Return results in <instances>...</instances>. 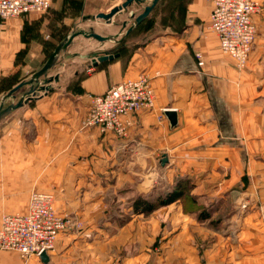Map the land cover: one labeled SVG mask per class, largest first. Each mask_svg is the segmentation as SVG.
<instances>
[{
	"label": "crops",
	"instance_id": "obj_1",
	"mask_svg": "<svg viewBox=\"0 0 264 264\" xmlns=\"http://www.w3.org/2000/svg\"><path fill=\"white\" fill-rule=\"evenodd\" d=\"M258 1V35L245 65L221 50L209 0H160L129 34L149 1L111 24L96 16L125 0H52L46 19L0 18L4 79L20 70L51 23H89L111 38L94 44L77 37L59 55L50 90L27 96L0 119V227L3 216L28 212L33 192L53 194L59 214L83 223L59 235L47 263L0 251V264H264V0ZM105 55L118 56L94 64ZM139 76L152 82L153 110L125 117L123 136L86 125L92 97ZM21 99L17 93L3 105L0 96V109ZM166 110L177 113L175 127ZM179 181L191 187L188 202L197 208L178 201L136 211L138 199L157 203Z\"/></svg>",
	"mask_w": 264,
	"mask_h": 264
},
{
	"label": "built area",
	"instance_id": "obj_2",
	"mask_svg": "<svg viewBox=\"0 0 264 264\" xmlns=\"http://www.w3.org/2000/svg\"><path fill=\"white\" fill-rule=\"evenodd\" d=\"M209 1L212 4L210 29L217 34L221 50L238 64L245 65L257 39L254 17L262 11L261 4L258 0ZM50 8L51 0H0V18L9 20L44 14ZM155 101V91L148 77L124 80L103 95L92 97L86 125L97 127L103 133L123 136V119L153 110ZM54 202L53 194L33 192L26 214L3 216L0 251H14L24 261L54 251L59 235L77 226L56 212Z\"/></svg>",
	"mask_w": 264,
	"mask_h": 264
},
{
	"label": "rangeland",
	"instance_id": "obj_3",
	"mask_svg": "<svg viewBox=\"0 0 264 264\" xmlns=\"http://www.w3.org/2000/svg\"><path fill=\"white\" fill-rule=\"evenodd\" d=\"M51 13H52V0H51V8H50V10H48L44 14H37V15L32 14L31 16H35L38 19L43 20V19L48 18L51 15ZM88 25H89V23H83L82 22L80 24V26L78 27L77 23H74V22H72V23H59L58 28H55V22H54V23H51L48 27L44 28V34L42 36L43 38L40 40V43H39V45H40L39 47L40 48L38 46L37 47L36 46H32L31 48H29L30 50H29V55L27 56V60L25 62H22V63L18 64L20 66V70L17 71L14 75L8 77L7 79H4L3 77H0V96H2V102L4 104H6V101H4L5 99H7V98H5L6 95H8L10 93V89H12L19 81H21V80L29 81L30 79H32V77L37 72H39L44 67V65L49 61L51 56L54 54L56 48L62 43L61 41H62V39L65 36L68 37V36L71 35V33L79 32V31L95 32V33H97L99 35L102 33V30H101L100 26L94 25L93 27H94L95 30L91 29L92 30L91 31L90 27ZM73 26H75V27H73ZM55 29H56V31H55ZM157 31H160V25L158 27L156 26V29L153 31V35L156 34ZM55 34H56V37H55ZM53 39L54 40L56 39V41H57L56 44L53 41ZM87 41L88 42L91 41V43H94V44L98 43V41L93 39V38H89V40H87ZM57 44H59V45H57ZM96 51H98V50H96ZM81 52L82 53H81L80 56L85 57V54H84L85 52L83 50ZM52 69L49 70L48 75L46 77H43V78L40 79L41 82H40V85H39V89L37 91L38 93L47 92V91H44L42 89V87L47 86V85L44 84L45 80L53 79V77L51 75ZM53 82L54 81H52L50 84L52 85ZM50 84H48V87H50ZM29 88H30V86H28V88L24 89L22 92L19 90V91H17L15 93V95L17 93L23 95L24 93H26L28 91ZM17 103H15V104H17ZM7 104L10 105L9 102H7ZM41 193H44V192H41ZM182 202H183L184 205H189L190 204L187 199L186 200H182ZM190 205L193 206L192 204H190ZM54 207H55V202H54ZM193 207H196V206H193ZM190 209H192V207ZM55 210H56V208H55ZM59 215L61 217H63L64 219H68L70 221L72 220V221H74L76 223L77 226L71 228L70 231L71 230L79 231L82 228V226H83L82 221H79V220L73 219V218H69V217H65V216H63L61 214H59ZM55 248H56V245H55Z\"/></svg>",
	"mask_w": 264,
	"mask_h": 264
},
{
	"label": "water",
	"instance_id": "obj_4",
	"mask_svg": "<svg viewBox=\"0 0 264 264\" xmlns=\"http://www.w3.org/2000/svg\"><path fill=\"white\" fill-rule=\"evenodd\" d=\"M147 1H149L150 4L147 5L144 8L143 13H141L135 19L134 23L131 25V27L127 31V34H129L130 32H132L135 28H137L140 24H142L150 16V14L155 9V7L158 5L160 0H125V2L122 5L114 7L110 11V13H108V14H104V13L98 14L96 16V19L105 21L107 24H111L113 22V18L115 16H117L119 13L128 11L129 8L132 7L133 5H143ZM79 36H85V37H88V38H93V39H95V40H97L99 42H106V41L111 40L110 37H105V36L99 35V34H97L95 32L79 31V32L71 33V35L68 36L65 40H63L62 43L56 48L54 54L51 56L49 61L44 65V67L39 72H37L32 77V79H30L29 81H25V82L21 83L16 88H14L12 91H10V93L8 95H6L5 98L11 97L17 91H19L21 88H23L25 86H30L28 91L22 95V99L17 104H11V105H9L6 108H3V106L1 107V109H0V119L3 116H5L7 113H9L10 111L16 110V109H19L20 107H22L23 104L26 102V97L27 96H31V95L35 94L38 91L39 85H40V82H41L40 79L43 78V77H46L48 75L49 70H51L55 66L59 55L63 51H66L70 47V45L73 43V41ZM117 56L118 55L101 56V57H99V58L94 60V64L97 65L98 63H102V62L113 60ZM52 81H53V79L45 80L44 84L47 85V86L42 87V89L44 91H49L50 88L48 87V84H50ZM166 113H167V116H168V118H169V120L171 122V125L173 127H175L177 125V123H178L177 113L174 112V111H166ZM41 259L43 260V262L47 263L49 261L48 254L47 253L42 254L41 255Z\"/></svg>",
	"mask_w": 264,
	"mask_h": 264
},
{
	"label": "trees",
	"instance_id": "obj_5",
	"mask_svg": "<svg viewBox=\"0 0 264 264\" xmlns=\"http://www.w3.org/2000/svg\"><path fill=\"white\" fill-rule=\"evenodd\" d=\"M156 7H155V9H156ZM145 21L142 24H140L138 26V28L142 27V25L145 23ZM66 38H67V36H65L62 39V41L65 40ZM23 82H25V81H22V82L20 81V83H18V85H20ZM18 85H16L12 89H10V91H12ZM190 189H191V187L188 185V183L186 181H179L177 183V186L175 187V189L171 193H169L167 196L160 198L157 203H153V202H150V201L142 199V198L138 199L136 202V205H135L136 211L141 212V213H149L158 207L167 206V205L172 204V203L177 202V201H182V200H186V199L192 201L193 199L189 197Z\"/></svg>",
	"mask_w": 264,
	"mask_h": 264
}]
</instances>
